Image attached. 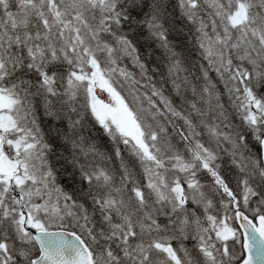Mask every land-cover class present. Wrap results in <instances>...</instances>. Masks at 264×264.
<instances>
[{
  "label": "snow or ice",
  "instance_id": "1",
  "mask_svg": "<svg viewBox=\"0 0 264 264\" xmlns=\"http://www.w3.org/2000/svg\"><path fill=\"white\" fill-rule=\"evenodd\" d=\"M0 264H264V0H0Z\"/></svg>",
  "mask_w": 264,
  "mask_h": 264
},
{
  "label": "rangeland",
  "instance_id": "2",
  "mask_svg": "<svg viewBox=\"0 0 264 264\" xmlns=\"http://www.w3.org/2000/svg\"><path fill=\"white\" fill-rule=\"evenodd\" d=\"M101 96L106 98V94H104V93H101Z\"/></svg>",
  "mask_w": 264,
  "mask_h": 264
}]
</instances>
